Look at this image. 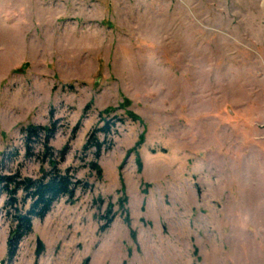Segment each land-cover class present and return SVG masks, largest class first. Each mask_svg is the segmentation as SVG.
Returning a JSON list of instances; mask_svg holds the SVG:
<instances>
[{
  "label": "rangeland",
  "instance_id": "obj_1",
  "mask_svg": "<svg viewBox=\"0 0 264 264\" xmlns=\"http://www.w3.org/2000/svg\"><path fill=\"white\" fill-rule=\"evenodd\" d=\"M130 113L99 175L83 145ZM54 120L93 186L14 254L2 196L0 264H264V0H0V170L39 176L21 129Z\"/></svg>",
  "mask_w": 264,
  "mask_h": 264
},
{
  "label": "trees",
  "instance_id": "obj_2",
  "mask_svg": "<svg viewBox=\"0 0 264 264\" xmlns=\"http://www.w3.org/2000/svg\"><path fill=\"white\" fill-rule=\"evenodd\" d=\"M89 108L90 105L86 107V110ZM109 113V111L101 112L102 116ZM53 118L54 113L51 111V119ZM129 118L135 121L139 117L135 113H130L128 117L120 115L103 117V124L91 131L86 143L83 145L81 159L84 161L86 156L92 153L94 160L88 164L92 169L98 171L99 175H101L102 170L98 161L102 153L113 147L112 136L118 132V123H124ZM81 124L82 122L79 121L73 127L72 137H75L81 128ZM57 128V121L54 120L49 126L30 124L21 129L25 157L37 156L42 164L39 176H25L20 169L10 172L0 170V198L5 197L2 211L10 221L12 237H14L10 242L11 254L15 253L19 241L33 231L36 219L45 218L53 206L62 198L73 201L79 189L87 190L93 186L89 181L77 178L76 169L73 167L61 168L60 164L65 159L69 148L66 146L58 151L52 146L51 140L54 138ZM141 142L142 139L131 151L141 145ZM37 143L42 146L41 153H36L35 145ZM20 154L18 150L15 152L4 151L2 160L17 158ZM44 165H48V167L45 168ZM106 217L105 223L100 227L101 231L106 230L113 221V217L110 215Z\"/></svg>",
  "mask_w": 264,
  "mask_h": 264
},
{
  "label": "water",
  "instance_id": "obj_3",
  "mask_svg": "<svg viewBox=\"0 0 264 264\" xmlns=\"http://www.w3.org/2000/svg\"><path fill=\"white\" fill-rule=\"evenodd\" d=\"M13 239H14V237L11 238L10 242ZM44 249H45L44 242L40 238H38L37 242H36V250H35L36 256H40L44 252Z\"/></svg>",
  "mask_w": 264,
  "mask_h": 264
}]
</instances>
